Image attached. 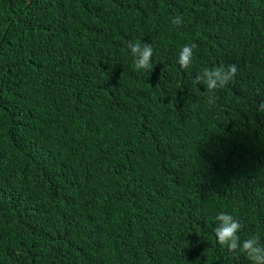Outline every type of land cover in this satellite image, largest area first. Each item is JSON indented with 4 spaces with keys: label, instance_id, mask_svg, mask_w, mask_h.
<instances>
[{
    "label": "trees",
    "instance_id": "16d2710c",
    "mask_svg": "<svg viewBox=\"0 0 264 264\" xmlns=\"http://www.w3.org/2000/svg\"><path fill=\"white\" fill-rule=\"evenodd\" d=\"M261 101L264 0H0V264H250L214 229L264 243Z\"/></svg>",
    "mask_w": 264,
    "mask_h": 264
},
{
    "label": "clouds",
    "instance_id": "9594fccd",
    "mask_svg": "<svg viewBox=\"0 0 264 264\" xmlns=\"http://www.w3.org/2000/svg\"><path fill=\"white\" fill-rule=\"evenodd\" d=\"M174 25L183 23L182 16H175L171 21ZM197 48L196 44L185 45L179 51L178 64L180 68L187 69L193 61V50ZM128 49L132 57L136 70H149L153 68L152 58L154 49L151 43H141L140 41H129ZM240 69L237 63H220L211 68H204L202 72L196 75L195 83L204 86L202 94H212L217 90L225 88L239 73ZM259 108L264 111V101H261ZM217 226L214 234L218 244L226 248L229 253H243L250 264H264V243L258 235H252L241 240L239 235L242 225L238 219L227 212H220L215 217Z\"/></svg>",
    "mask_w": 264,
    "mask_h": 264
}]
</instances>
